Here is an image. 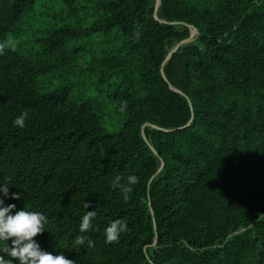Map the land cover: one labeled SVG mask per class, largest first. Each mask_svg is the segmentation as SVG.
<instances>
[{
  "label": "trees",
  "instance_id": "16d2710c",
  "mask_svg": "<svg viewBox=\"0 0 264 264\" xmlns=\"http://www.w3.org/2000/svg\"><path fill=\"white\" fill-rule=\"evenodd\" d=\"M42 1L0 0V183L22 197H9L5 204L47 217L45 232L35 238L41 249L75 264H264V221L213 248L178 238L185 221L175 218L181 198L177 172L187 169L196 176L194 189L207 186L217 194V219L231 231L242 227L234 209L248 194L241 188L248 175L236 177L235 164L228 172L232 183L224 186L211 183V174L222 155L264 157V40L252 28L232 31L264 0H211L201 8L208 47L200 57L188 58L196 69L188 93L194 117L186 97L161 75L165 53L154 44L166 33L153 17L156 0H54L49 24L29 22ZM225 34L231 43L219 41ZM100 50L101 59L90 66L86 56ZM171 108L181 126L195 118L194 125L151 131L156 157L141 126ZM25 111V127L13 126ZM159 158L163 195L150 207ZM129 175L138 182L125 201L112 182L120 176L126 183ZM88 210L96 215L81 233ZM151 210L160 236L149 260L146 249L156 236ZM114 220H123L127 230L109 244L104 229ZM78 235L93 246L75 244Z\"/></svg>",
  "mask_w": 264,
  "mask_h": 264
},
{
  "label": "rangeland",
  "instance_id": "374dc122",
  "mask_svg": "<svg viewBox=\"0 0 264 264\" xmlns=\"http://www.w3.org/2000/svg\"><path fill=\"white\" fill-rule=\"evenodd\" d=\"M210 2L211 0H156L153 6V17L164 26L166 33L163 41H157L154 44L156 51L162 54L165 53V57H163L161 62V75L173 92L186 97L192 111V117L195 116V106L188 93L193 87V85L189 84L190 77L196 69L194 65H190L195 61L192 60L190 62L188 58L195 59V57H200V53L208 47V40L203 33L204 31L208 32L207 21L204 17H200V15L201 8ZM191 4L195 5L191 6ZM37 6L38 9L35 12L37 16L32 17V19L28 18L29 22L35 23L36 21L39 22L38 24L40 22L45 23V25L49 24L56 14L54 12L56 10L55 1L44 0ZM243 28L254 29L264 40V3H258L248 15H244L232 31L239 33ZM216 32L220 33L218 29H216ZM226 40L231 43V36L229 34L219 37L221 43ZM110 46L114 47L116 44H111ZM193 47L197 51L192 52ZM100 53L101 50L99 53L88 54L85 58L87 63L90 66H95L96 61L101 59ZM132 60L134 59L132 58ZM136 61H133V63ZM130 65L131 61H129L126 67L129 68ZM194 81L199 83V80ZM200 101L204 102L202 99ZM212 119L215 122H218L216 119H219L220 123L224 120L222 117L210 118V120ZM194 120L195 118L186 126H181L179 119L177 120L174 114V109L171 108L158 116L154 122H145L141 126L142 136L154 155L159 157L156 143L154 140H151L149 133L153 130L164 133L176 129L182 130L193 126ZM224 124L225 122H223ZM165 126L173 128L167 129L164 128ZM159 162L160 167L150 183L152 186L151 193L148 196L150 207L159 204L163 195L161 179L164 176V161L159 158ZM235 164L237 167L236 177H239L242 173L245 176L248 175L246 179H249L241 183V188L245 189L248 194L245 200L234 209L238 216L236 221H241L239 224L242 227L239 230L231 231V228L226 225L224 219L222 221L217 219L215 216L217 210L213 209L215 204L218 203L217 194L210 191L207 186L201 187L200 190L194 189L195 186H191L190 183L192 182L191 184H193L196 176L189 172L190 170L181 169L177 172L178 180H176L177 192L181 195V198L177 201L175 218L176 220L180 219L185 222L177 231L176 235L178 238L194 239L201 242L204 247L212 246L213 248H220L227 245L234 237L242 235L249 230H254L259 222L264 221V157H243L242 154L219 156L212 169L211 178L213 180L211 183L220 181L224 183V186L231 185L232 182L228 179V172L233 171ZM188 177L190 179H187ZM215 187L217 188L218 186L215 184ZM219 190L227 193V190L225 191L223 188ZM196 191L198 192L195 193ZM186 198H190V202L185 203ZM151 216L156 236L153 245L146 249L149 260L151 255L150 250L152 247H157V239L160 236L153 210H151ZM168 253H172V251H167ZM149 263L153 264L151 260ZM170 264L175 263L170 262Z\"/></svg>",
  "mask_w": 264,
  "mask_h": 264
},
{
  "label": "clouds",
  "instance_id": "9594fccd",
  "mask_svg": "<svg viewBox=\"0 0 264 264\" xmlns=\"http://www.w3.org/2000/svg\"><path fill=\"white\" fill-rule=\"evenodd\" d=\"M139 33H137V36ZM28 119V113L22 112L12 121L13 126L24 128ZM121 177L116 176L112 187L118 189L127 201L133 191V185L138 182V177L129 175L126 183L121 182ZM8 183H0V264H75L73 260L65 255L45 252L36 241V237L45 232L47 217L36 211H28L25 208L16 210L15 204H5V199H21L18 193H11ZM85 208L90 205L85 203ZM96 211H87L82 216L79 231L86 232ZM127 230V224L123 220L112 221L105 229L104 236L106 243L117 241L120 234ZM77 245L92 247L93 241L83 235H78L73 241Z\"/></svg>",
  "mask_w": 264,
  "mask_h": 264
}]
</instances>
